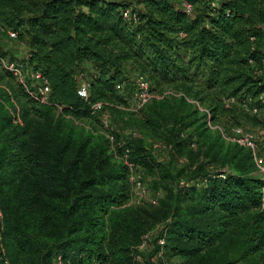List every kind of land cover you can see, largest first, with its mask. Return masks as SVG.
<instances>
[{
  "label": "trees",
  "instance_id": "trees-1",
  "mask_svg": "<svg viewBox=\"0 0 264 264\" xmlns=\"http://www.w3.org/2000/svg\"><path fill=\"white\" fill-rule=\"evenodd\" d=\"M0 27L24 41L29 69L50 90L39 104L18 83L0 89V264H131L159 224L157 253L183 264H264L254 155L208 127L219 114L264 109V0H0ZM137 74L151 93L152 82L181 92L152 99L144 119L184 137L181 170L173 175L140 141L119 148L159 182L176 181L157 207L126 205L127 167L103 136L74 123L93 120L96 102L121 101L116 85ZM188 174L196 185L182 180Z\"/></svg>",
  "mask_w": 264,
  "mask_h": 264
},
{
  "label": "rangeland",
  "instance_id": "rangeland-1",
  "mask_svg": "<svg viewBox=\"0 0 264 264\" xmlns=\"http://www.w3.org/2000/svg\"><path fill=\"white\" fill-rule=\"evenodd\" d=\"M132 1V0H126ZM134 4H132V7ZM0 55L3 61H15L24 64L26 69H29L26 62L27 46L20 38L11 39L6 33L0 32ZM30 70V69H29ZM81 77V76H80ZM83 79V77H82ZM80 81L79 86L84 85L87 88L88 83L85 80ZM127 82V81H126ZM121 84V83H118ZM117 84V85H118ZM152 84V93L149 103L141 109H137L132 101L133 83L129 82L119 90L121 101H104L96 102L91 105V109L95 105H100V108L95 111V118L87 121H76L75 125L82 127L85 130L91 131L94 135L103 136L109 143V154L113 155L115 162L123 164L124 156L119 154V148L126 143H134L140 141L145 148L151 152L153 157L166 166L172 174H176L186 164L184 156L179 153V145L185 147V143H180L184 137H173L170 135V125L166 128L153 130L144 125L145 113L152 99H160L167 95L180 96L181 92L173 85H162L157 87ZM32 83H29V86ZM34 85V84H33ZM10 86L18 87L17 82L0 67V89L9 90ZM36 103L42 104L39 98L30 97ZM48 101V99H47ZM46 101V103H47ZM188 101L195 105L199 112H207L210 110V103L207 101L200 102L193 98H188ZM223 105L234 104L233 99L222 100ZM18 110V107H17ZM248 112V111H247ZM248 117H233L232 114H219L214 122H209V129L212 133H218L228 143V139L233 137L232 130L239 129L245 133H250L254 136L255 149L252 150L255 161H260L261 166L258 174L264 180V173L261 168H264V109L260 112L249 110ZM19 120H16L18 123ZM112 135L113 140L109 141L106 136ZM186 134H184L185 136ZM227 139V140H226ZM183 150V149H181ZM128 169V168H127ZM215 170V168H213ZM139 180L141 188L137 189L129 180V175ZM192 174L183 177L182 180L190 185H196L192 179ZM175 182L161 183L158 180L156 172H148L139 167H134L127 171V206L134 208L138 207H157L159 203L166 197L167 189L175 190ZM152 202H155L154 204ZM3 221V218H2ZM1 227V221H0ZM163 230L162 224L157 225L153 230L143 236V247L138 248L131 254V264H157L161 260L162 264H183L181 257L173 256L171 253L161 250L157 253L155 247L163 245V239H158L160 232ZM162 242V243H161ZM0 238V247H1ZM60 258V256H57ZM54 257L53 261L58 258ZM55 263V262H54ZM60 264L63 260L60 258Z\"/></svg>",
  "mask_w": 264,
  "mask_h": 264
},
{
  "label": "built area",
  "instance_id": "built-area-1",
  "mask_svg": "<svg viewBox=\"0 0 264 264\" xmlns=\"http://www.w3.org/2000/svg\"><path fill=\"white\" fill-rule=\"evenodd\" d=\"M182 6L187 13L191 11V6L189 4H183ZM123 18L126 20L135 21V16L132 15L129 10H125L123 12ZM0 32L6 33L7 36L11 39L17 38L16 32L8 31V30L4 31L1 27H0ZM263 62H264V58H263ZM0 67L3 70H5L19 85L25 88L26 92L28 93L30 97L36 96V98H39V101L42 104H46L50 90H49V87L46 81L43 79V77L41 76L39 72L26 69L24 64L17 63L15 61H3L1 58V55H0ZM134 77L135 78L133 82L134 86L132 90V101H133L134 106L137 109H141L144 106H146L151 99L150 84L144 76L137 74ZM29 83H32V85L29 86ZM125 85L126 83L122 82L121 84L117 85V89H121ZM77 94L80 98L86 99L87 98V88L84 85L79 86L77 90ZM262 98L263 96H260V99ZM99 108H100V105H95L93 106L92 109L95 112ZM254 112H256V109H254ZM232 134H233V137L228 139L229 143L237 144L238 146L247 148L251 151L255 149L254 136L252 134L250 133L243 134V132L239 129L232 130ZM106 138L109 141L113 140V137L110 134L106 136ZM123 156H124L123 164L128 169L131 170L133 168V164L128 161L127 151L123 153ZM255 163H256L257 168L260 169L261 162L255 161ZM261 170L263 171L264 168H261ZM129 180L131 181L132 185L135 186V188L137 189L141 188L140 181L135 179L132 176V174L129 175ZM152 203L154 204L155 202H152ZM2 218H3V214L0 209V221H2ZM142 242L143 241H141L137 249L143 247ZM57 258L58 259L56 261L55 260L53 261V264H60V258L59 257ZM2 264H10V262L6 258H3Z\"/></svg>",
  "mask_w": 264,
  "mask_h": 264
}]
</instances>
